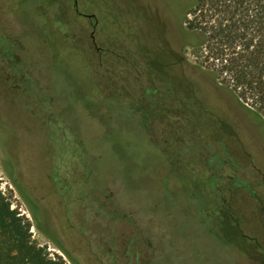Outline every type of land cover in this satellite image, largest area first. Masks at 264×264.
Here are the masks:
<instances>
[{
  "label": "rangeland",
  "instance_id": "1",
  "mask_svg": "<svg viewBox=\"0 0 264 264\" xmlns=\"http://www.w3.org/2000/svg\"><path fill=\"white\" fill-rule=\"evenodd\" d=\"M20 1L0 0V40L20 70L16 104L0 96V191L30 224L31 241L62 264H264L255 202L230 170L206 162L217 163L211 152L222 157L221 125L211 129L204 116L195 132L168 119L144 128L128 105L139 48L175 71L184 58L196 62L181 0H74L55 20ZM183 70L215 119L242 137L244 128L264 136L212 76ZM84 101L99 111L92 116ZM198 140L210 152L200 155ZM57 167L69 202L53 193Z\"/></svg>",
  "mask_w": 264,
  "mask_h": 264
},
{
  "label": "trees",
  "instance_id": "2",
  "mask_svg": "<svg viewBox=\"0 0 264 264\" xmlns=\"http://www.w3.org/2000/svg\"><path fill=\"white\" fill-rule=\"evenodd\" d=\"M30 1L36 11H54V20L76 8L74 0ZM180 15L185 32L196 37L190 45L196 58L193 66L184 58L175 71L163 60L151 58L144 48L136 51L139 59L135 53L129 59L135 73L128 105L141 125L147 128L156 120L166 123L168 119L167 127L173 130L176 126L195 132L197 126L204 127V116H208L205 122L214 129V116L197 98L183 66L212 76L218 87L232 93L264 125V0H181ZM90 102L83 105L93 116L100 107ZM197 144L200 155L211 146L202 140ZM210 157L215 159L218 152ZM29 229L30 224L10 208L0 191V264H62L31 241Z\"/></svg>",
  "mask_w": 264,
  "mask_h": 264
},
{
  "label": "flooded vegetation",
  "instance_id": "3",
  "mask_svg": "<svg viewBox=\"0 0 264 264\" xmlns=\"http://www.w3.org/2000/svg\"><path fill=\"white\" fill-rule=\"evenodd\" d=\"M88 17L91 18L93 16L89 15ZM16 61V58L10 54L9 48L0 40V96H10L11 100L9 103L13 105L16 104L14 91L19 87L15 83V80H18V71H20L15 67ZM10 78L13 79V82L6 89L4 81H9ZM6 99L8 100L7 97ZM212 115L214 116V114ZM216 118H213L215 127L221 125L222 140L220 144L222 157H219L218 154V157H215L217 163L211 164V168L215 173L224 168L230 170L232 175H229V178L233 186L253 199L259 219L264 221V136H259V133H254L249 128H244L243 130H248L249 133L246 134L245 132V137H242L240 128L238 129L237 126L234 128L227 123L220 122L217 116ZM48 178L55 197L62 203H64V199L69 202L70 190L66 177L62 175V170L57 167L55 174L49 175ZM214 178H211L212 183ZM81 199H83L82 196L77 195V201ZM36 204L39 206L37 202ZM66 214H68L67 211ZM37 220L40 221L39 218ZM70 228L72 231H78L72 227Z\"/></svg>",
  "mask_w": 264,
  "mask_h": 264
}]
</instances>
